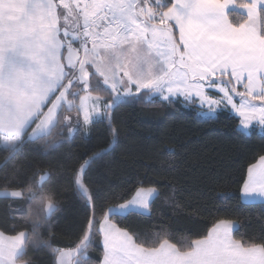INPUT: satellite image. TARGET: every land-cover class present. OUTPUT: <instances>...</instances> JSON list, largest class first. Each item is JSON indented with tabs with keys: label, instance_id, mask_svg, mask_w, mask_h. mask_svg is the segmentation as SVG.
<instances>
[{
	"label": "snow or ice",
	"instance_id": "1",
	"mask_svg": "<svg viewBox=\"0 0 264 264\" xmlns=\"http://www.w3.org/2000/svg\"><path fill=\"white\" fill-rule=\"evenodd\" d=\"M157 97L199 99L209 114L223 105L243 129L264 128V0H0V198L27 202L31 222L27 231H0V264H32L30 249L47 250L53 264H264V234L239 235L228 218L180 240L165 224L141 235L113 222L151 215L162 195L155 186L139 187L102 218L93 212L70 248L53 246L59 205L43 191L52 173L27 163L26 146L47 149L105 120L115 140L118 104ZM107 151L72 172L86 205L96 200L89 170ZM240 183L242 200L264 201V154ZM166 201L184 210L174 195Z\"/></svg>",
	"mask_w": 264,
	"mask_h": 264
},
{
	"label": "trees",
	"instance_id": "2",
	"mask_svg": "<svg viewBox=\"0 0 264 264\" xmlns=\"http://www.w3.org/2000/svg\"><path fill=\"white\" fill-rule=\"evenodd\" d=\"M113 123L118 128L115 140L105 120L71 140L65 133L50 148L29 144L24 150L29 165L52 173L43 191L59 205L50 221L54 247L70 248L93 212L102 218L109 207L127 202L141 186H155L162 193L152 205L151 215L118 216L113 220L118 226L144 235L165 224L180 240L196 238L216 219L228 218L236 223L239 235L264 234V203H245L240 198L241 177L264 154V131L244 132L238 118L226 110L203 116L196 101L175 99L169 103L158 97L155 103L121 102L114 110ZM102 148L107 153L88 173L96 197L93 207L78 196L71 176L78 162ZM6 155L0 151V165ZM173 195L184 206L182 212H174L166 201ZM27 213V202L0 198V231L13 235L29 230L31 222L23 219ZM90 254L100 255L98 250ZM28 256L32 264H53L47 250L30 249Z\"/></svg>",
	"mask_w": 264,
	"mask_h": 264
},
{
	"label": "rangeland",
	"instance_id": "3",
	"mask_svg": "<svg viewBox=\"0 0 264 264\" xmlns=\"http://www.w3.org/2000/svg\"><path fill=\"white\" fill-rule=\"evenodd\" d=\"M210 92H211V94L213 95V98H219V97H217V96H214V94H216L215 93V90H210ZM176 98H174L173 100H175ZM179 99H181V100H184V101H188V100H185L183 97H180ZM237 100H238V98H237ZM196 101H197V103H196V106L200 109V112H201V115H203V116H213L216 112H218V111H221V110H226V111H228L231 115H233V116H235L236 118H238V121H239V127H240V129L241 130H243L244 132H248V131H250V130H252V129H256V130H258V131H264V128H261L259 125H255L254 127H251L250 129H248V130H245V129H243V127L240 125V118H239V116H238V114L235 112V111H233V110H229V109H225L224 107H223V105H221L214 113H211V114H209L208 113V105L205 103L204 104V106L203 107H201V101L199 100V99H196ZM135 194H136V192L134 193V195L131 197V199L135 196ZM131 199H129V200H131ZM73 258V257H72ZM71 258V259H72Z\"/></svg>",
	"mask_w": 264,
	"mask_h": 264
},
{
	"label": "crops",
	"instance_id": "4",
	"mask_svg": "<svg viewBox=\"0 0 264 264\" xmlns=\"http://www.w3.org/2000/svg\"><path fill=\"white\" fill-rule=\"evenodd\" d=\"M214 96H217L218 97V95H216V94H214ZM216 98V97H215ZM196 101V100H195ZM196 103H197V101H196ZM240 198H241V194H240ZM242 200V199H241ZM243 202H245L244 200H242ZM255 202H263L264 203V201H261V200H256ZM245 203H249V202H245Z\"/></svg>",
	"mask_w": 264,
	"mask_h": 264
}]
</instances>
